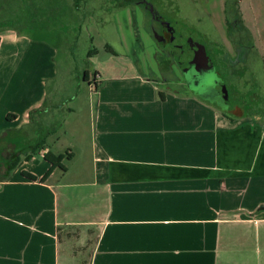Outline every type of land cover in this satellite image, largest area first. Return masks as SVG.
<instances>
[{"label": "crops", "instance_id": "1", "mask_svg": "<svg viewBox=\"0 0 264 264\" xmlns=\"http://www.w3.org/2000/svg\"><path fill=\"white\" fill-rule=\"evenodd\" d=\"M25 10L0 0V23ZM71 53L63 68L55 47L33 65L0 54V264H264V119L159 92L133 66L76 83ZM68 150L46 181L21 174Z\"/></svg>", "mask_w": 264, "mask_h": 264}, {"label": "rangeland", "instance_id": "2", "mask_svg": "<svg viewBox=\"0 0 264 264\" xmlns=\"http://www.w3.org/2000/svg\"><path fill=\"white\" fill-rule=\"evenodd\" d=\"M24 1V15L16 13L14 17L9 16L6 23H0V54H11L10 58L25 55L26 62L33 65L41 50L55 47L58 50L59 67L62 65V68L66 66L64 54L72 52L69 58L72 60L73 77L78 75L79 69L86 68L91 72V78L95 71H99V80H104L113 74L128 73L130 66L150 78L152 75L159 76L156 43L146 30L148 17L140 7L120 4L115 0H55L56 7L48 13L52 0ZM152 1L156 7L170 15L180 31L214 56L215 67L210 72H204L201 80L207 85L211 83L215 86L219 82L227 85V103L223 102L222 106L227 108L239 105L244 114L264 119V0ZM235 7L258 50H248L245 66H240V62L236 61L230 64L223 53V44L230 54L234 55L235 52L230 22L226 19L233 17ZM91 49L93 51L88 55ZM176 73L181 76L178 70ZM173 76L176 82L178 79L175 74ZM74 78L78 83L79 78ZM81 85L83 91L79 99L86 102L83 96L88 97L90 94L88 80H82ZM92 88H95L94 84ZM211 93L208 91L203 96L215 103L217 97ZM189 95L199 96L192 91H189ZM86 113L88 116L83 121L82 135L87 141L90 135L89 111L83 109L82 114L85 116ZM64 125L58 132L61 136L65 130ZM66 137L72 144V137ZM49 143L54 151L60 150L62 142L56 136H50ZM36 156L39 157L38 153ZM65 248L62 250L63 255Z\"/></svg>", "mask_w": 264, "mask_h": 264}, {"label": "flooded vegetation", "instance_id": "3", "mask_svg": "<svg viewBox=\"0 0 264 264\" xmlns=\"http://www.w3.org/2000/svg\"><path fill=\"white\" fill-rule=\"evenodd\" d=\"M115 1L120 2V4L128 3L133 7L138 6L148 17L146 30L154 38L156 43L155 55L159 65L158 73L160 76L152 75L151 79H153L159 87V92H183L189 95V91H192L202 96L203 98L201 97V99L214 102L203 96L208 91H212L211 94L217 97L216 102L221 103V105L223 102L225 104L227 103L226 97L220 89L223 82L216 83L218 86H213L211 83L209 85H207L206 82L203 84L201 80L204 72H210L215 67L216 61L214 56L198 42L192 40L189 35H185V33L180 31L174 25L170 15L165 13L164 9L156 7L152 0ZM226 19L230 22V29L233 35L231 41L235 52L234 55L230 54L229 50L223 44L224 56L230 64H234L236 61L240 62V66L241 64L245 66L246 62H244V60L247 61L246 57L248 50L256 49L252 35L249 29L246 28L240 20L236 7L233 17ZM245 38L248 39L247 42L244 41ZM256 51L258 50L256 49ZM176 70L180 72L181 76L177 75ZM153 73L156 74L155 72ZM173 74H175V77L178 79L176 82L172 79V77H174ZM225 86L227 85L225 84ZM223 111L231 113L243 112L239 105L235 107L227 106Z\"/></svg>", "mask_w": 264, "mask_h": 264}, {"label": "trees", "instance_id": "4", "mask_svg": "<svg viewBox=\"0 0 264 264\" xmlns=\"http://www.w3.org/2000/svg\"><path fill=\"white\" fill-rule=\"evenodd\" d=\"M93 49H91V52L90 54L92 53ZM42 145H38V146H34V148L32 149V152L31 153H35L37 152V150L40 149ZM73 153L68 150L66 153L64 154H54L52 152H47L45 154V159L50 163V167L49 169L47 170V172L40 178L37 177V175L29 172V171H26V170H23L21 172V174L32 180V181H41V182H44L47 180V178L52 174V172L56 169V168H61L63 170H66V166L62 163V161L64 160V158H67V159H70L72 157Z\"/></svg>", "mask_w": 264, "mask_h": 264}, {"label": "water", "instance_id": "5", "mask_svg": "<svg viewBox=\"0 0 264 264\" xmlns=\"http://www.w3.org/2000/svg\"><path fill=\"white\" fill-rule=\"evenodd\" d=\"M220 89L222 90L224 96L227 97V88H226V86H225L224 83H222ZM209 102H211V101H209ZM211 103L214 104V105H216L221 110H224L225 109V107H223L221 104H217L216 102H215L216 104L214 102H211Z\"/></svg>", "mask_w": 264, "mask_h": 264}]
</instances>
